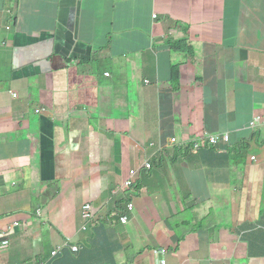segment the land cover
Instances as JSON below:
<instances>
[{
    "label": "crops",
    "instance_id": "1",
    "mask_svg": "<svg viewBox=\"0 0 264 264\" xmlns=\"http://www.w3.org/2000/svg\"><path fill=\"white\" fill-rule=\"evenodd\" d=\"M252 1L0 0V233L14 227L0 262L46 264L69 243L82 251L53 264H262L244 237L264 206L245 173L264 150V125L249 129L264 118V0L247 36L233 12ZM176 31L186 51L156 60ZM227 132L226 149L183 147Z\"/></svg>",
    "mask_w": 264,
    "mask_h": 264
},
{
    "label": "clouds",
    "instance_id": "2",
    "mask_svg": "<svg viewBox=\"0 0 264 264\" xmlns=\"http://www.w3.org/2000/svg\"><path fill=\"white\" fill-rule=\"evenodd\" d=\"M161 13V12H160ZM161 15H163L161 13ZM153 21L154 23L157 24H162L163 22H165V18L158 16L156 13L153 12ZM186 29L189 31V27L187 26ZM185 30V29H184ZM185 32L188 34L189 32H187L185 30ZM188 39H184L182 36V32L180 31H176V32H172L170 34V36L166 39V45L167 47L164 49L163 52H165L166 54H170L173 52H179V51H175L172 46L171 43L179 45V47L181 49L184 48L186 42ZM182 53V52H180ZM185 54V53H184ZM109 75V74H107ZM149 83V82H148ZM12 98L13 99H18L19 95L17 93H13L12 94ZM41 111H37V113H40ZM264 125V118L261 116H256L252 122L250 123L249 129L251 130H256V135H258V131L259 128L261 126ZM224 134H228L229 135V142L226 144L223 143H219L217 145H207L204 148H200L198 150H195V140H197L199 137L201 136H214V135H224ZM178 140L175 139L174 143H177ZM261 145H264V140L261 142ZM179 151L181 150L180 145L178 144ZM219 146H223V149H226L228 147L231 146V134L230 133H222V134H209V133H202L199 136L195 137V139H193L192 141L188 142V143H184L183 147L186 148V152L191 151V152H195V153H200L203 151H208L211 150L213 148H218ZM146 164H151L152 168L151 169H147L144 168V166ZM140 173L138 175H132V171L134 170H140ZM154 169V164L152 160H149L147 162H145L144 164L140 165L137 168H134L130 171V175L128 180L125 182L124 185V190H129V191H133L138 183L140 182V180L143 178V176L145 174H149L153 171ZM247 169H251L250 171L246 170V177L250 180L251 183H253L256 186H260L261 188H263L264 190V150L261 149V153H258V155H255L252 157V159L250 160V164L247 167ZM131 205H134V208L131 209ZM87 206H91V214H92V218L90 220L86 219V207ZM136 209V204L134 202L129 203L128 205V210L127 212H125L122 216H121V221L124 224H128L130 221V216L129 214L134 212ZM264 208H262L261 213H260V218L259 221L257 222L256 228L253 229L251 232L248 233L247 236L244 237L245 239V244L248 245V252L251 258H262L263 262L262 264H264V235L263 236H257L256 233L259 231L264 230V228L260 225V219H261V215L263 212ZM84 217H85V226L83 227L82 231H88L90 228H92L96 222V214L94 213V209L91 203H88L85 206V210H84ZM124 218H128V222L125 223L123 221ZM17 225H19V223H17ZM14 237V227L11 224H9L6 228L3 229V232L0 233V254H7V252L10 250L11 246H12V238ZM78 249V251H76L75 249ZM71 249L75 254L80 253L82 251V247L81 246H71L69 243L59 247L52 256V259L47 262L46 264H53L55 262V260L57 258H59L60 256L64 255L65 252ZM56 253V255H54ZM56 263V262H55ZM164 263H166L164 261ZM0 264H5V262H0Z\"/></svg>",
    "mask_w": 264,
    "mask_h": 264
},
{
    "label": "rangeland",
    "instance_id": "3",
    "mask_svg": "<svg viewBox=\"0 0 264 264\" xmlns=\"http://www.w3.org/2000/svg\"><path fill=\"white\" fill-rule=\"evenodd\" d=\"M42 1L46 4H50V0H42ZM259 3H260V0H255V1H252V4H256L257 5L256 8L251 6V7L236 9L233 11L234 13H236L238 20H239V23L243 26V28L239 29L242 33V36H247L249 34L248 30L250 28V24H249L248 20L252 18L249 16V12H254L255 9L258 10V4ZM260 21L263 22L264 20H260ZM165 55H167L165 52H160L158 54H155V59L157 60L159 57L165 56ZM223 200L225 202V199H223ZM223 200H222V202H223ZM222 202H221V205L223 204ZM226 204H227L228 209L232 208V206L229 205L228 201H226ZM263 208H264V206H263ZM197 232H198V228H197ZM233 233L235 236L239 234V238H241L245 232H244V230H234Z\"/></svg>",
    "mask_w": 264,
    "mask_h": 264
},
{
    "label": "built area",
    "instance_id": "4",
    "mask_svg": "<svg viewBox=\"0 0 264 264\" xmlns=\"http://www.w3.org/2000/svg\"><path fill=\"white\" fill-rule=\"evenodd\" d=\"M228 142H229V135L228 134L218 135V136L217 135H214V136L213 135L212 136L205 135V136H201L197 140H195V150H198L200 148H204L207 145H217L219 143L226 144ZM144 168L151 169L152 165L146 164L144 166ZM140 171H141V169L140 170H134V171H132V175H138L140 173ZM133 208H134V205H131V209H133ZM91 218H92L91 206H87L86 207V219L90 220ZM123 221L125 223H127L128 218H124ZM75 250L78 251L77 248ZM54 255H56V253Z\"/></svg>",
    "mask_w": 264,
    "mask_h": 264
},
{
    "label": "trees",
    "instance_id": "5",
    "mask_svg": "<svg viewBox=\"0 0 264 264\" xmlns=\"http://www.w3.org/2000/svg\"><path fill=\"white\" fill-rule=\"evenodd\" d=\"M171 46H172V48H173L175 51H180V50H181V48L179 47V45H176V44L171 43ZM184 50H185V48H184ZM185 51H186V50H185ZM216 149L223 150V146H219V147L216 148ZM208 151H210V150H208ZM188 152H190V151H188ZM203 152H204V151H203ZM200 153H202V152H200ZM260 225L264 228V210H263L262 215H261ZM256 235H257V236H263V235H264V230L257 232Z\"/></svg>",
    "mask_w": 264,
    "mask_h": 264
}]
</instances>
